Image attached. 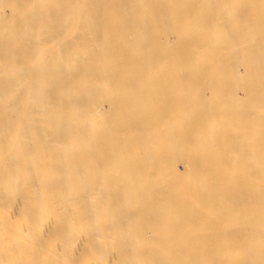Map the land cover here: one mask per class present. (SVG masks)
I'll return each mask as SVG.
<instances>
[{
  "label": "bare ground",
  "instance_id": "obj_1",
  "mask_svg": "<svg viewBox=\"0 0 264 264\" xmlns=\"http://www.w3.org/2000/svg\"><path fill=\"white\" fill-rule=\"evenodd\" d=\"M0 264H264V0H0Z\"/></svg>",
  "mask_w": 264,
  "mask_h": 264
}]
</instances>
